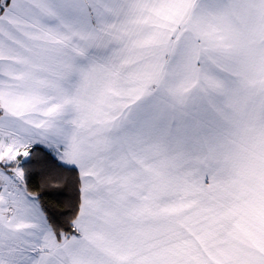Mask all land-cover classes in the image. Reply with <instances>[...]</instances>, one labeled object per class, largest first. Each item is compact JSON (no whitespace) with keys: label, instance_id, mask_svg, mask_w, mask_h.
<instances>
[{"label":"snow or ice","instance_id":"6c2138e0","mask_svg":"<svg viewBox=\"0 0 264 264\" xmlns=\"http://www.w3.org/2000/svg\"><path fill=\"white\" fill-rule=\"evenodd\" d=\"M0 264H264V0H0Z\"/></svg>","mask_w":264,"mask_h":264}]
</instances>
